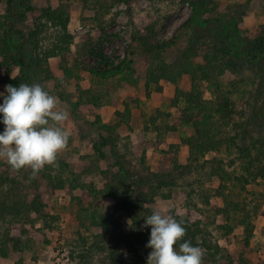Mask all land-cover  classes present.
Here are the masks:
<instances>
[{
	"label": "rangeland",
	"instance_id": "374dc122",
	"mask_svg": "<svg viewBox=\"0 0 264 264\" xmlns=\"http://www.w3.org/2000/svg\"><path fill=\"white\" fill-rule=\"evenodd\" d=\"M29 1L38 9L57 8L62 3L70 6L69 29L75 36V42L72 52L68 53L67 65L73 68V76L66 75L61 67L60 57H52L44 65L47 71L38 68L32 82L25 83L42 85L57 98V110L66 112L67 119L63 126L70 135L66 147L58 153L56 161L59 164L62 161L67 162L69 167L64 169L59 166L52 171L53 177L63 176L66 181L64 187L54 189L49 180H45L40 186L39 191L45 205L43 214L31 212L27 221L1 224L0 264H121L122 260L146 264L151 251L146 247L147 242L136 241L134 248H130L120 238L117 246L113 245L116 224H121L123 232L129 233L133 221L125 211L118 209L119 199L112 195L97 194V191L108 187L112 194L115 186L119 193L124 192L128 182L120 187L112 185L119 180L116 177L119 168L115 166L118 159L129 164L135 181L131 185V189H134L131 192L134 194L133 199L141 200L150 213L153 209H161L166 214L174 211L176 214L202 220L205 232L197 242L204 253L202 264H264V176L256 179L249 177V181L236 178L242 174L248 176L247 159L243 158L238 149L223 146L218 151L208 153L205 160L210 162L205 163L204 170L191 174L188 179H180L175 186L163 187L152 199L149 197V186L157 185L158 182L139 180L147 174L141 170L142 165L153 172L159 171L163 151L172 144H180L179 161L186 163L188 147L181 145V140L182 137L190 135L192 129L182 127L173 131L168 126L176 118V107L173 105L176 86L188 91L191 88V79L185 75L177 85L162 81L161 91L155 86L147 89L151 59L146 50L134 41V36L138 32L148 33L147 28L152 26L155 28V35L149 39L152 44L166 41L172 43L178 37L163 53L168 63H174L189 45L196 46L198 54L194 60L201 62L209 49V42L212 41L210 33L214 32L213 29H205L195 34L197 42L190 43L192 34L183 33L181 26L190 17L192 7L182 0ZM216 2L217 8L205 14L206 17L226 16L230 20L231 16H235L239 26L245 30L244 34L249 36L258 35L264 26V0ZM111 5V9L105 14V9ZM0 13H5V3H0ZM32 16L29 13L28 20L21 23V27H33ZM105 23L109 25L102 31L100 25ZM88 41L116 64L126 58L131 59L134 73L125 80L117 78L110 83L87 76L83 72L84 68L98 66L99 62L97 56L82 54L81 48ZM131 43L133 47L128 49ZM262 64L264 65V60ZM259 72L257 76L253 70L247 68L239 73H228L219 79L225 90H233V101L241 100L242 97L244 101L248 100L245 108L249 115H254L264 105V72ZM17 74L19 68H15L12 78ZM6 85H9V81L0 67V91H4ZM214 88L211 83L205 82L204 96L214 98ZM89 89L103 90L91 95L95 103L85 93ZM98 94H104L100 103L95 101ZM2 102L3 98L0 97V103ZM126 107L131 108L129 125L123 123L117 113L125 111ZM258 114L254 119L255 123L244 125V128H249V132L260 137L264 135V112L258 111ZM245 119L246 117L236 118L235 121L244 122ZM119 123L112 136L118 146L117 151L111 146H101L102 136L108 134L106 127ZM232 123L224 121L219 124L222 136L243 134V129H235ZM3 128L4 125L0 123V131ZM143 141L150 142L152 146L146 155L142 156L141 151L132 153L133 148ZM242 141L244 138L241 137L240 142ZM261 158L264 163V157ZM55 164L56 162L52 166ZM46 166L51 165H45L44 168ZM219 166L224 169L223 176L226 180L223 182L221 177L211 175ZM5 174L9 177L22 176L5 160H0V179ZM70 179L83 186L72 188ZM32 198L33 196H29L28 200ZM226 198L240 202L247 208V224L251 232L245 229L246 224L241 221L245 213L230 212V218H227L226 214L215 211V206H224ZM105 225L109 228L103 229ZM141 225L139 231L143 230ZM5 227L9 228L10 236L22 248L13 250L10 244L7 256L2 255L7 236ZM148 229L151 226L145 228L146 232Z\"/></svg>",
	"mask_w": 264,
	"mask_h": 264
},
{
	"label": "trees",
	"instance_id": "16d2710c",
	"mask_svg": "<svg viewBox=\"0 0 264 264\" xmlns=\"http://www.w3.org/2000/svg\"><path fill=\"white\" fill-rule=\"evenodd\" d=\"M126 1L129 2V0ZM182 1L188 2L192 7L190 17L181 26L183 33L192 34L190 43L197 42V35L195 34H199L202 30L212 28L214 31L210 33L212 41L208 44V51L203 55V61L194 60L198 51L195 45H189L174 63H168L163 53L171 47L172 43L176 42L178 37L172 43L166 41L162 44H152L149 42V39L155 35V28L152 26L147 28L148 33L141 34L138 32L134 36V41H137L146 50L151 59L146 81L147 89L155 86L158 91H161L163 89L162 81L177 85L185 75H188L191 79V88L188 91L176 86L173 100V105L176 107V118L168 126L173 131H177L182 127L192 129V133L182 137L181 140V145L188 147L186 163L179 161L180 144H172L169 149L163 151L158 172H153L150 168L142 165L141 170L146 171L147 174L139 180L142 182H158L157 185L151 184L149 186L151 189L150 199L158 194L163 187L175 186L180 179H188L191 174L204 170L205 163L210 162V160H205L206 155L220 150L223 146L235 147L243 158L247 159L248 176L242 174L236 176L237 179L249 181V177L256 179L264 176V163L261 158L264 157V135L257 137L249 132V128H244V125L255 123L254 119L259 115L258 111L264 112V105L260 110H256L254 115L247 114L245 104L248 100L244 101V97H242L241 100L233 101L231 98L233 90H225L222 87L221 80H219L228 73H239L247 68L253 70L257 76L260 73L259 70L264 72V65L262 64L264 60V26L261 27L258 35L249 36L244 34L245 30L239 26L238 19L235 16H231L230 20L226 16H205V14L217 8L218 3L216 0ZM0 3H5V13H0V67L5 71L9 84L18 87L19 84L32 82V77L35 76L38 68L47 71L44 65L52 57H60L61 67L64 68L66 75L68 77L73 76V68L67 65L68 53L72 52V45L75 42V36L69 29L71 22L70 6L62 3L57 8L45 7L38 9L29 0H0ZM111 7L112 5L105 9V14ZM100 9L102 8L100 7ZM98 11L99 8L97 13ZM29 13L33 14L34 26L29 29L24 26L21 27L20 24L28 20ZM95 20L97 21V17H95ZM108 25L106 23L101 24V30L105 31ZM129 47H133V43L128 45V49ZM81 49L82 54L94 55L99 58L98 66L84 68L83 72L90 78L110 83L117 78L125 80L128 75L134 73L131 59L126 58L116 64L114 60L106 57L101 51H97L91 41L85 43V46ZM15 68H19V74L12 78L11 75ZM46 77H49V75ZM205 82L215 86L212 90L214 98L204 96L203 86ZM101 91L103 90L89 89L85 93L93 103L94 100H92L91 95ZM103 95L98 94L95 101L100 103ZM180 103H183V105ZM117 113L123 123L130 124V107H126L125 111ZM244 117H246L244 122L235 121L236 118L242 119ZM224 121H227V123L233 122L232 126L234 125L235 129L236 127L240 130L243 129V134L222 136L219 124ZM118 125L120 123L106 127L108 134L102 136L101 146H111L113 150L118 147L112 137L117 131ZM248 136L249 138H247ZM241 137L244 138L242 142H240ZM151 147L150 142L143 141L133 148L132 153L141 151L142 156H145ZM115 151H117V148ZM143 159L145 160V158ZM202 159H204V162ZM59 166H63L65 169L69 167V164L63 161L59 164L56 161L55 166H46L34 178L32 177V170L28 167L18 170L22 175L21 177L3 175V178L0 179V226L6 222H12L13 224L27 221L31 212L43 214L45 205L39 191L42 183L49 180L50 186L54 189L65 186L66 181L62 175L54 177L52 175V171ZM115 166L119 168V173L116 176L119 177V180L112 185L120 187V185L128 182L124 192L119 193L115 186L112 194L108 190L109 187L97 191V194L112 195L119 199L118 209L125 211L133 221L129 233H124L121 224H116L113 245L117 246L120 238H122L130 248H134L136 241L145 243L150 238L151 229H148V232L145 229L142 231H139V229L140 225L144 223V217L151 213L141 200L133 199L134 194L131 192H134V189H131V185L135 181H133L132 172L128 167L129 164H124L123 161L118 159ZM223 173L224 169L219 166L212 171L211 175L221 177L223 182V180H226ZM227 175L230 177V173ZM69 181L72 188L83 186L80 182H75L76 180L70 179ZM29 196H33L30 201L28 200ZM131 200L134 202H131ZM207 202H209L208 199ZM215 208L217 213L226 214L227 218H230V212L245 213L241 221L246 224L245 229L248 232L252 231L249 224H247L249 221L247 208L240 202L226 198L224 206H215ZM171 213L177 220H182L183 226L186 228V234L180 242L187 240L191 241L193 246H198V239L202 238L205 232L202 227V220L193 219L189 215L176 214L174 211ZM108 228L109 226L106 225L103 227V229ZM5 229H7V236H5L6 240L3 243V256H7L10 252V244H12L13 250L22 249L18 246L17 240L10 236L9 228L5 227ZM204 245H207L206 242H204ZM207 247L210 248V245H207ZM72 257L74 256L72 255ZM121 264H135V262L122 260ZM140 264L145 263L141 262Z\"/></svg>",
	"mask_w": 264,
	"mask_h": 264
},
{
	"label": "clouds",
	"instance_id": "9594fccd",
	"mask_svg": "<svg viewBox=\"0 0 264 264\" xmlns=\"http://www.w3.org/2000/svg\"><path fill=\"white\" fill-rule=\"evenodd\" d=\"M0 97V123L4 125L0 160L16 170L30 168L34 178L45 165H53L66 147L70 134L63 125L67 114L57 110V98L39 83L6 85ZM149 226L146 247L151 251L146 264H202L201 248L191 241L180 242L186 234L182 220L153 209L144 217L141 229Z\"/></svg>",
	"mask_w": 264,
	"mask_h": 264
}]
</instances>
